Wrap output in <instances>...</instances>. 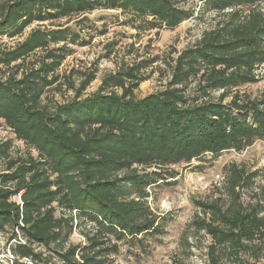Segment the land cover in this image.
<instances>
[{
	"label": "trees",
	"instance_id": "obj_1",
	"mask_svg": "<svg viewBox=\"0 0 264 264\" xmlns=\"http://www.w3.org/2000/svg\"><path fill=\"white\" fill-rule=\"evenodd\" d=\"M189 2H201L203 12L212 10L220 19L195 44L163 59L171 72L165 88L136 97L149 78L144 70L161 59L139 55L120 63L86 97L98 69H72L65 83L74 96L53 107L45 102L49 90L62 87L57 70L71 45L91 41L83 35L89 13L118 9L135 29L159 31L191 18L196 9ZM263 3L0 0V41L38 23L14 46L0 45V64L13 69L0 79V119L28 147L0 172V246L9 232L11 264H108L121 243L140 244L162 232L148 189L176 176L165 168L264 140V89L253 94L244 88L264 79L257 72L264 64ZM115 44L105 45L104 56ZM9 150L10 142L2 143L0 158ZM152 167L157 170H147ZM223 176L230 203L196 201L211 217L196 223L212 239L213 263L223 252H252L264 240L262 205L241 202L242 189L254 183L257 172L233 162ZM75 229L83 243L71 241Z\"/></svg>",
	"mask_w": 264,
	"mask_h": 264
},
{
	"label": "rangeland",
	"instance_id": "obj_2",
	"mask_svg": "<svg viewBox=\"0 0 264 264\" xmlns=\"http://www.w3.org/2000/svg\"><path fill=\"white\" fill-rule=\"evenodd\" d=\"M202 5L201 2H189L187 6L196 9L191 18L174 29L163 28L159 31L135 29L132 23L128 22V17L118 9H97L89 13L90 20L85 25L90 28H86L83 35L87 38L91 36V41L87 45H71V54L57 70L62 76L60 79L62 87L49 90L45 102L53 107L58 103L67 102L74 96L75 90L68 89L65 83L72 69L86 71L97 67L95 80L83 93L86 97L96 92L103 78L108 73L118 70L120 63H132L139 55L158 56L162 60L144 70L147 75L149 74V78L140 83L135 91L136 97L142 98L162 90L171 78L170 68L163 59L168 57L170 59V54L176 55V51L195 44L203 32L212 28L220 19L212 10L203 12ZM261 8L264 10V3ZM37 25L38 23H34L29 26L20 37H2L0 45L14 46L18 41L24 40ZM110 41H115L116 44L112 54L106 57L105 45ZM12 70L0 64V79H5ZM257 72L264 74V64ZM74 79L76 86L79 85L81 75L76 74ZM244 88L257 94L264 89V79ZM8 141L9 154L0 158V172L6 171L10 159L24 157L28 151L27 145L16 137L4 120L0 119V145ZM233 162L246 167L249 172H257L254 183L242 189L241 202L244 207L260 203L263 208L261 215L264 216V140H258L240 151L225 150L216 156L208 153L191 163H180L165 168L174 170L176 176L168 175L167 179L157 181L148 189V204L159 215L162 232L148 235L140 244H129L126 241L121 243L119 253L113 256L108 264H262L264 240L257 241L259 247L252 252H241L238 256L223 252L219 255L217 263H213L210 251L212 239L205 230H199L196 223L197 220L210 217V214L203 213L197 200L212 201L221 198L222 202H231L223 183L215 181L219 180L216 175H225L226 167ZM150 169L157 170L155 167L147 168ZM8 236L9 232L1 236L0 264H11L13 258L9 250L10 244L7 243ZM71 241L83 243L85 237L79 229H75Z\"/></svg>",
	"mask_w": 264,
	"mask_h": 264
},
{
	"label": "built area",
	"instance_id": "obj_3",
	"mask_svg": "<svg viewBox=\"0 0 264 264\" xmlns=\"http://www.w3.org/2000/svg\"><path fill=\"white\" fill-rule=\"evenodd\" d=\"M217 178L219 180H216L215 182L216 183H219V184H222V181L224 180V176L222 174H217L216 175ZM15 199L17 200V202L21 203L22 204V196H21V193H18L16 196H15Z\"/></svg>",
	"mask_w": 264,
	"mask_h": 264
}]
</instances>
